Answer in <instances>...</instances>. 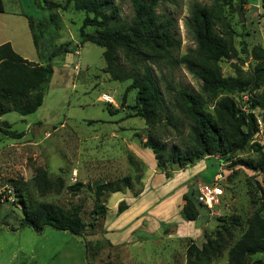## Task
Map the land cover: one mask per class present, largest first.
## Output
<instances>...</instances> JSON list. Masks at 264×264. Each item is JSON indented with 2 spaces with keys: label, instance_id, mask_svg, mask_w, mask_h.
Returning a JSON list of instances; mask_svg holds the SVG:
<instances>
[{
  "label": "rangeland",
  "instance_id": "374dc122",
  "mask_svg": "<svg viewBox=\"0 0 264 264\" xmlns=\"http://www.w3.org/2000/svg\"><path fill=\"white\" fill-rule=\"evenodd\" d=\"M46 1L3 0L5 11L0 13V38L11 39L25 55L34 56L31 34L27 18L13 14L14 9L45 23L43 27H35L40 32L37 44L40 58L46 61L51 50L61 43L68 42L71 49L48 57L52 59L54 70L45 87L42 105L36 111L27 115L11 111L1 116L2 120L12 123L11 129L22 131L23 135L11 138L0 133V264H186L187 245L192 241L200 248L209 238L219 239L222 244L221 253L211 264H226L227 245L246 229L248 218L261 204L257 185L263 184V175L243 166H231L236 158L257 157L249 145L252 142L261 144L264 150L261 111L253 110L258 130L244 150L228 159L210 155L203 160V168H206L203 175L198 172L186 177V172L182 175L178 172L188 166L177 169L176 165L168 164L166 171L172 176L166 178L155 160L153 165L148 164L145 153L151 150L142 143L149 133H154L161 137L167 150L182 146L189 122L173 102H176L180 85L199 92V81L183 64L157 66L147 62L173 112L175 127L147 124L132 115L135 90L125 91L129 80H112L102 71L105 65L103 48L92 42L80 43L78 28L84 12L73 9L72 2L67 0H53L57 5L52 8H46L43 3ZM111 1L120 8L121 20L131 22L133 10L129 0ZM191 1L158 0L156 8L158 13L174 22V34L180 41L178 55L194 47L184 26ZM238 3L242 6V22L237 16ZM222 15L235 30L233 44L237 50L236 57L223 58L219 63L222 74L227 76L234 74L233 63L243 69L250 66L249 51L253 44H261L264 48V12L261 0H226L222 2ZM244 47L247 51H243ZM262 90L264 86L236 94L235 98L246 111L248 98ZM102 93L109 94L112 103L100 100ZM205 108L212 111L213 103H206ZM132 159L144 165H137ZM218 170L223 172L220 203L202 209L197 220L184 222L179 213L182 195L172 196V193L191 189L196 195L201 183L212 178V173ZM40 172L46 174L48 185L35 178ZM125 175L131 176L132 187L104 193L100 199L105 206L104 215L92 213L93 183ZM174 177L175 181L170 182ZM10 179L16 181L13 186ZM76 183L82 184L79 190L68 189ZM58 184L60 189H57ZM18 193L28 194L33 201L64 208L78 206L84 228L75 235L51 226H45L41 232L19 227L18 217L22 213ZM134 198H141L144 206L147 204L146 209L127 224L117 225L118 202L124 199L129 205ZM261 215L264 219V210ZM135 222L142 224L133 226ZM115 227L130 228L129 236L113 242L110 233L115 232ZM254 259L264 260V251L247 257V264Z\"/></svg>",
  "mask_w": 264,
  "mask_h": 264
},
{
  "label": "trees",
  "instance_id": "16d2710c",
  "mask_svg": "<svg viewBox=\"0 0 264 264\" xmlns=\"http://www.w3.org/2000/svg\"><path fill=\"white\" fill-rule=\"evenodd\" d=\"M67 1L72 2L73 9L81 10L85 14L78 28L80 43L92 42L102 47L105 63L102 71L109 74L112 80H129L126 92L135 90L132 115L153 126L162 124L165 128L168 125L175 127L172 122L173 112L168 108L156 83L154 71L147 62L157 66L183 64L192 77L199 81V92L180 85L175 96L176 102H173L189 122L186 141L182 146H172L167 150L165 144L160 141L161 137L154 133H149L142 143L145 148L151 150L156 165L166 178L172 176L166 171L168 164L183 169L207 159L210 155L228 159L234 153L244 150L258 130L253 112L256 108L261 111L264 128V90L248 98L246 111L235 98L236 94L256 91L264 86L263 46H251L249 54L252 60L247 69L233 63V75L224 76L221 72L220 61L237 56L233 44L235 30L222 15V2L226 0H210L209 4L191 1L184 26L194 47L189 48L183 55L177 54L180 41L174 34L173 20L156 10L158 0H129L133 10V18L129 23L121 20L120 8L111 0ZM43 3L46 8L57 5L53 0ZM37 4L44 8L39 2ZM238 4L242 9L241 4ZM261 8L264 12V0H261ZM0 12H3L2 0ZM35 19L38 18L27 16L33 45L38 51L40 32L35 30V27H43L45 23L40 18L37 21ZM70 51L68 42L61 43L51 50L46 61L39 63L22 57L9 42L0 43V117L11 111L21 115L36 111L42 105L45 87L54 70L52 59L48 57ZM243 51H247V48L244 47ZM210 102L213 103L212 111L205 108V104ZM10 126L8 121L0 120V133L11 138L23 135L22 131L13 130ZM179 133H183L182 130ZM249 145L257 157L236 158L231 166H243L260 172L264 181L262 145L256 142ZM130 157L132 158L133 154H130ZM132 160L137 165H144L142 161ZM202 172L200 174L203 175ZM35 178L43 185H48L44 172L38 173ZM210 180L206 179V182ZM9 181L12 186L16 182L13 179ZM81 186V183H76L68 189L76 191ZM60 187L58 184L57 189ZM92 187V213L103 216L105 206L100 202L101 196L104 193L119 192L124 188L130 189L132 180L131 176L125 175L109 181H95ZM257 188L261 204L248 218L246 229L235 241L227 245L226 264H247V257L264 251V219L261 215L264 210V182L262 185L258 184ZM136 194L137 192L134 196ZM17 196L21 197L19 203L22 215L18 217L19 227H29L41 232L45 226H51L77 235L85 226L78 206L64 208L47 202L33 201L28 194L26 197L18 193ZM181 199L183 204L179 213L185 221H195L202 209L207 210L196 201L191 189L183 192ZM128 206L124 199L120 200L116 213H122ZM221 246L219 239L209 238L200 248L191 241L186 248V264H211L212 259L221 253ZM250 264H264V260L254 259Z\"/></svg>",
  "mask_w": 264,
  "mask_h": 264
},
{
  "label": "crops",
  "instance_id": "0c3cea01",
  "mask_svg": "<svg viewBox=\"0 0 264 264\" xmlns=\"http://www.w3.org/2000/svg\"><path fill=\"white\" fill-rule=\"evenodd\" d=\"M2 3H3V0H2ZM15 11H13L14 13L13 14H21V15H23L24 17H26L27 18V16H28V14L27 13H25V12H23V11H20V10H17V9H14ZM5 11V7H4V4H3V12ZM3 12H0V13H3ZM29 16H31V15H29ZM27 25H28V22H27ZM28 28H29V26H28ZM29 31H30V29H29ZM30 34H31V32H30ZM31 41H32V36H31ZM4 42H9L10 44H11V46H12V48L17 52V53H19L22 57H24V58H26V59H28V60H30V61H35V62H44L45 60L43 59V58H40V56L38 55V52L36 51V49L34 48V45H33V48H34V56H27V55H25L24 53H22L21 51H19L16 47H15V45H14V43L12 42V40L11 39H9V38H6V39H1L0 38V43H4ZM32 44H33V41H32ZM20 50H22V49H20ZM29 54H30V52H28ZM31 53H33V52H31ZM53 69H54V64H53ZM99 99H100V96H99ZM14 112V111H13ZM8 113V112H7ZM4 115V114H3ZM21 115V114H20ZM0 120H2L1 119V117H0ZM10 124H12L10 121H8ZM145 154H147L148 155V159H149V165H153L154 163H155V159H154V156H153V154L151 153V152H146ZM137 155L138 156H140V154L139 153H137ZM204 164H203V160H200L199 162H197L196 164H193L192 166H190V167H188V168H186L184 171H180V172H178V174L179 173H181V175L183 174V173H185L186 172V177L187 176H191V175H193V174H195V173H198V172H202L203 170H204ZM151 169V168H150ZM205 171V170H204ZM203 171V172H204ZM215 174V172L214 173H212V177H213V175ZM211 179V178H210ZM170 182H173V181H175V177H174V179H170L169 180ZM183 191L184 190H177L175 193H172V196H177L178 194L181 196L182 194H183ZM172 198V197H171ZM164 202H167V198L164 200ZM146 207H147V204L144 206V203H143V200L141 199V198H134V199H132V202H129V206H128V208L126 209V210H124L122 213H120L118 216V218H117V222L119 223V224H117V225H120V226H122V225H124V224H127L129 221H131V220H134L133 218H135L137 215L136 214H138V213H141L142 211H143V209H146ZM121 219H124V221L123 220H121ZM184 222H185V220H184ZM186 222H192V221H186ZM140 223V225L142 224L141 222H135V224L133 225V226H136V225H138ZM119 227V226H118ZM115 232H111L110 233V239H112V241L113 242H117V241H121V239H123V238H127L128 236H129V233H130V228H127V229H119V228H117V227H115ZM118 230H120V231H118ZM115 240V241H114Z\"/></svg>",
  "mask_w": 264,
  "mask_h": 264
},
{
  "label": "built area",
  "instance_id": "2783aa9c",
  "mask_svg": "<svg viewBox=\"0 0 264 264\" xmlns=\"http://www.w3.org/2000/svg\"><path fill=\"white\" fill-rule=\"evenodd\" d=\"M100 100L106 103H112V97L109 94L102 93L100 95ZM223 177V172L218 170L210 181L202 182L197 189L195 195L196 201L203 205L205 208H213L218 205L221 201V196L223 194V189L220 184V180Z\"/></svg>",
  "mask_w": 264,
  "mask_h": 264
},
{
  "label": "water",
  "instance_id": "95a60500",
  "mask_svg": "<svg viewBox=\"0 0 264 264\" xmlns=\"http://www.w3.org/2000/svg\"><path fill=\"white\" fill-rule=\"evenodd\" d=\"M236 11H237V16H238L239 21L242 22L243 21L242 10L239 7H237Z\"/></svg>",
  "mask_w": 264,
  "mask_h": 264
}]
</instances>
